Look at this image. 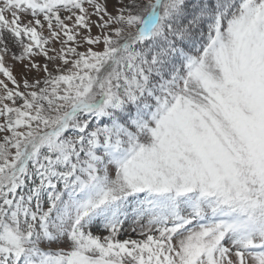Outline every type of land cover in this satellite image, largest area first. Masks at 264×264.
Wrapping results in <instances>:
<instances>
[{"label": "snow or ice", "instance_id": "1", "mask_svg": "<svg viewBox=\"0 0 264 264\" xmlns=\"http://www.w3.org/2000/svg\"><path fill=\"white\" fill-rule=\"evenodd\" d=\"M0 75V264H264V0H0Z\"/></svg>", "mask_w": 264, "mask_h": 264}, {"label": "rangeland", "instance_id": "2", "mask_svg": "<svg viewBox=\"0 0 264 264\" xmlns=\"http://www.w3.org/2000/svg\"><path fill=\"white\" fill-rule=\"evenodd\" d=\"M93 19H95V17H93ZM93 31L95 32L96 30L94 29ZM81 50H83V49H81ZM40 59L43 60L42 57ZM6 63H7V65H10L13 67L14 74L17 76V79H20L21 73L23 71L22 66L19 63L14 62L11 57L6 58ZM33 75H35V74H33ZM0 79H6V78H4L2 75H0ZM9 86L12 87L10 82H9ZM131 228H132L131 221H128L125 225V230L120 235V239H126L129 237H131L132 239H142L143 238L139 235V228H137L135 232L132 231Z\"/></svg>", "mask_w": 264, "mask_h": 264}]
</instances>
